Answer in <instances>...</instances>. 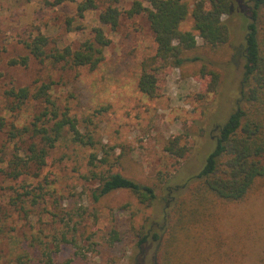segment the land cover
<instances>
[{
	"label": "rangeland",
	"instance_id": "rangeland-1",
	"mask_svg": "<svg viewBox=\"0 0 264 264\" xmlns=\"http://www.w3.org/2000/svg\"><path fill=\"white\" fill-rule=\"evenodd\" d=\"M45 1L0 0V264H156L157 243L139 248L137 235L152 220L163 222L170 192L202 169L214 149L217 126L240 97L246 0H233L235 11L226 18L228 43L210 48L197 39L181 67L158 76L153 98L137 86L140 63L156 50L145 16H122L115 32L105 28L111 44L104 61L90 71L39 63L24 44L41 34L50 40L47 55L65 47L77 50L113 0H94L97 12H86L83 19L76 17L75 3L47 7ZM134 1L148 7L145 0L115 5L126 10ZM184 1L189 13L180 30L196 34L190 16L195 0ZM23 58L25 66L10 64ZM203 69L219 77L212 92ZM42 85H50L48 99L59 116L48 114L37 126L50 129L66 114L85 144L74 142L66 127L46 164L26 167L28 148L39 138L12 139L9 132L30 128L46 106L53 110L33 97ZM22 88L30 96L18 104L8 92ZM176 137L186 147L182 159L165 151ZM17 162L22 174L16 180L8 173ZM109 173L153 188V206L141 205L125 190L96 200V176ZM221 214L202 244L204 263L264 264V189ZM111 231L119 234L112 244Z\"/></svg>",
	"mask_w": 264,
	"mask_h": 264
},
{
	"label": "trees",
	"instance_id": "trees-1",
	"mask_svg": "<svg viewBox=\"0 0 264 264\" xmlns=\"http://www.w3.org/2000/svg\"><path fill=\"white\" fill-rule=\"evenodd\" d=\"M113 4L98 13L99 27L92 29V36L87 38L77 50L69 47L62 51L56 50L47 55L50 43L48 37L37 35L24 44L29 54L39 63L46 60L54 64L63 63L70 68L85 67L94 71L105 59V50L111 40L104 29L115 32L122 16L130 19L135 16H145L156 45L155 55L140 63L141 74L138 79V89L149 97H155L158 92V76L164 75L171 67L179 68L186 61L184 54L197 46L201 39L206 47L218 48L230 39V26L226 21L235 11L233 0H195L190 16L193 30L181 31L180 25L189 13L188 4L184 0H145L134 1L126 10H120ZM65 3L76 4V17L83 19L86 12H97L94 0H46L47 7H57ZM244 20V45L241 52L243 60L241 94L233 111L224 123L217 126L214 138V149L198 174L190 176L185 184L177 186L170 192L171 205L165 209L163 222L144 226L138 233L137 246H147V242L158 245L156 264H205V249L202 244L211 237L214 223L220 218L221 211L229 206L245 203L257 191L264 189V0H246ZM248 4V6H247ZM27 58L20 61L12 60L11 65L25 66ZM208 76L207 92L216 89L219 77L216 73ZM50 85L40 86L33 95L36 99H44L48 106L39 116L35 117L31 127L13 129L9 132L12 139H22L29 135L34 141L28 148L25 165L32 163L37 168L46 164L49 151L63 137L67 127L73 132V141L83 143L79 137L72 119L66 114L56 120L53 126L38 127L37 124L51 114L58 118L53 103L48 99ZM27 88L9 91L18 104L28 99ZM165 151L182 159L186 147L180 144L179 137L169 141ZM21 163L14 164L8 173L11 178L18 179L22 172L18 170ZM97 200L114 191L125 190L135 196L144 206H153L156 199L153 188L138 184L120 174L109 173L96 176ZM28 194V193H26ZM33 203L36 201L33 199ZM147 229H146V228ZM119 240V234L111 231L108 242ZM50 260V255H47Z\"/></svg>",
	"mask_w": 264,
	"mask_h": 264
}]
</instances>
